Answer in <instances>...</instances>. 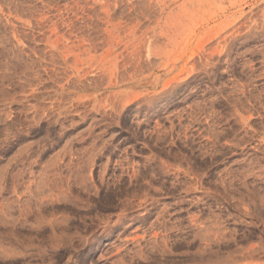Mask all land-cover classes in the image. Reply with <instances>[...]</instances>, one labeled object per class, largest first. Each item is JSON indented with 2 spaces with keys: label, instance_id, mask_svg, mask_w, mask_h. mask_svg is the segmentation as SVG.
<instances>
[{
  "label": "rangeland",
  "instance_id": "1",
  "mask_svg": "<svg viewBox=\"0 0 264 264\" xmlns=\"http://www.w3.org/2000/svg\"><path fill=\"white\" fill-rule=\"evenodd\" d=\"M0 264H264V0H0Z\"/></svg>",
  "mask_w": 264,
  "mask_h": 264
}]
</instances>
